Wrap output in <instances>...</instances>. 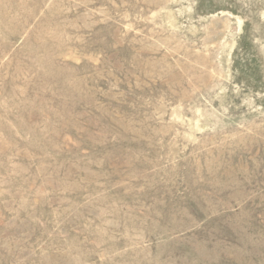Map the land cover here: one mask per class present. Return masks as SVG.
I'll use <instances>...</instances> for the list:
<instances>
[{
    "label": "rangeland",
    "instance_id": "obj_1",
    "mask_svg": "<svg viewBox=\"0 0 264 264\" xmlns=\"http://www.w3.org/2000/svg\"><path fill=\"white\" fill-rule=\"evenodd\" d=\"M0 264H264V0H0Z\"/></svg>",
    "mask_w": 264,
    "mask_h": 264
}]
</instances>
